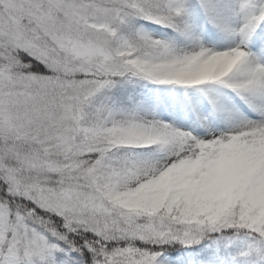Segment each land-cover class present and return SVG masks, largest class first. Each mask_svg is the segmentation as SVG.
<instances>
[{"label": "snow or ice", "instance_id": "6c2138e0", "mask_svg": "<svg viewBox=\"0 0 264 264\" xmlns=\"http://www.w3.org/2000/svg\"><path fill=\"white\" fill-rule=\"evenodd\" d=\"M0 264H264V0H0Z\"/></svg>", "mask_w": 264, "mask_h": 264}]
</instances>
